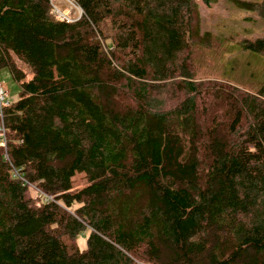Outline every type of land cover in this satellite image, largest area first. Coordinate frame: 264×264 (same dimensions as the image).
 Returning <instances> with one entry per match:
<instances>
[{"label":"trees","instance_id":"obj_1","mask_svg":"<svg viewBox=\"0 0 264 264\" xmlns=\"http://www.w3.org/2000/svg\"><path fill=\"white\" fill-rule=\"evenodd\" d=\"M217 1L0 0V264H264V96L196 78Z\"/></svg>","mask_w":264,"mask_h":264},{"label":"rangeland","instance_id":"obj_2","mask_svg":"<svg viewBox=\"0 0 264 264\" xmlns=\"http://www.w3.org/2000/svg\"><path fill=\"white\" fill-rule=\"evenodd\" d=\"M54 2L72 15V5H68L65 0ZM199 10L202 16L201 30L211 33L212 46L195 47L196 78L223 79L264 96V55L243 45L244 40L256 39L264 33V18L238 7L231 0H218L211 6L200 3ZM0 78L9 91V101L17 98L19 85L8 68L0 69ZM71 184L72 190L86 186L88 181L85 173L76 172L71 178ZM30 187L35 194H44L34 184ZM86 234L78 237L80 248L86 245Z\"/></svg>","mask_w":264,"mask_h":264},{"label":"built area","instance_id":"obj_3","mask_svg":"<svg viewBox=\"0 0 264 264\" xmlns=\"http://www.w3.org/2000/svg\"><path fill=\"white\" fill-rule=\"evenodd\" d=\"M56 0H49L51 8L53 10V13L58 16L59 18L63 19L65 22H74L78 19H80L83 16V10L82 8L77 4L76 0H65L68 5H72L73 7L71 8L73 13L72 15L67 12V9L61 8L57 2H54ZM9 91L3 81L0 80V146L6 147V131H5V125H4V115L3 111L5 108L8 107L10 101H9ZM14 173L25 183L30 184L27 180L23 178L22 175L18 172V170H14ZM72 188V184H71ZM69 189L70 191H74L72 189ZM83 188V187H82ZM81 189V188H80ZM46 195V194H44ZM48 198H53L52 195H46Z\"/></svg>","mask_w":264,"mask_h":264},{"label":"crops","instance_id":"obj_4","mask_svg":"<svg viewBox=\"0 0 264 264\" xmlns=\"http://www.w3.org/2000/svg\"><path fill=\"white\" fill-rule=\"evenodd\" d=\"M1 79V78H0ZM2 80V79H1Z\"/></svg>","mask_w":264,"mask_h":264}]
</instances>
